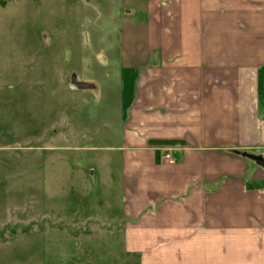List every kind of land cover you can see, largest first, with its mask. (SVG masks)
<instances>
[{
    "label": "crops",
    "instance_id": "crops-1",
    "mask_svg": "<svg viewBox=\"0 0 264 264\" xmlns=\"http://www.w3.org/2000/svg\"><path fill=\"white\" fill-rule=\"evenodd\" d=\"M143 1L121 27L125 251L264 264V0Z\"/></svg>",
    "mask_w": 264,
    "mask_h": 264
},
{
    "label": "rangeland",
    "instance_id": "rangeland-1",
    "mask_svg": "<svg viewBox=\"0 0 264 264\" xmlns=\"http://www.w3.org/2000/svg\"><path fill=\"white\" fill-rule=\"evenodd\" d=\"M143 2L0 0V264H138L121 27Z\"/></svg>",
    "mask_w": 264,
    "mask_h": 264
},
{
    "label": "trees",
    "instance_id": "trees-1",
    "mask_svg": "<svg viewBox=\"0 0 264 264\" xmlns=\"http://www.w3.org/2000/svg\"><path fill=\"white\" fill-rule=\"evenodd\" d=\"M164 142H166V143H171V142H173V141H169V142H167V141H164Z\"/></svg>",
    "mask_w": 264,
    "mask_h": 264
},
{
    "label": "built area",
    "instance_id": "built-area-1",
    "mask_svg": "<svg viewBox=\"0 0 264 264\" xmlns=\"http://www.w3.org/2000/svg\"><path fill=\"white\" fill-rule=\"evenodd\" d=\"M167 157V156H166Z\"/></svg>",
    "mask_w": 264,
    "mask_h": 264
}]
</instances>
